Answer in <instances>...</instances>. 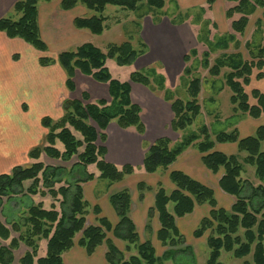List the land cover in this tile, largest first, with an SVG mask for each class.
<instances>
[{
	"label": "trees",
	"instance_id": "1",
	"mask_svg": "<svg viewBox=\"0 0 264 264\" xmlns=\"http://www.w3.org/2000/svg\"><path fill=\"white\" fill-rule=\"evenodd\" d=\"M51 1H18L13 11L20 15L19 19H0V32L10 39L23 40L39 52H47L48 46L40 34L38 10L41 3ZM212 1L209 0V4ZM230 1L238 4L227 12L228 19L241 15L238 20L232 21L235 33H245L249 16L257 8L263 9L264 18V0ZM143 2L155 10H162L166 4L165 0H62L61 8L70 11L77 5H83L95 12L92 17L75 19L74 26L78 30L99 36L105 30L106 18L103 13L108 5L136 11ZM261 23L258 22L259 28ZM234 40L232 35L223 37L214 48L225 50ZM146 51L147 47L143 42L141 48L136 49L129 39L121 44L109 45L107 52L92 43H85L74 51L60 53L56 59L40 58L41 66L59 64L66 73V87L71 92L76 89L74 79L77 71L99 83L107 84L110 102H93L85 92L81 99H66L62 104L64 115L61 119H42V126L48 133L43 144L29 153L34 163L28 167L17 166L9 174L0 175V208L5 205L4 200L8 202L17 196L48 194L54 201H59V207L53 204L51 210L44 209L42 203L32 204L28 208L24 224L16 221L4 224L0 221V238L5 241L11 238L9 245L0 248V264H13L14 253L20 249L21 244L28 250L20 258L19 264H65L63 255L74 247V239L78 234H81L79 246L84 248L88 255H93L99 247L106 246V264H163L166 261H175L178 255L191 251V248L185 246L177 219L191 215L197 206L203 205H208L211 210L208 217L201 220L195 237L200 238L207 231H212L208 238L211 249L208 264H221L219 258L222 249L233 252L236 258L247 257L253 252V262L244 264H264V186L254 187L241 178L243 164L238 156H227L215 151L216 143H236L239 153L246 154L244 164L254 166L257 178L264 184V125L260 126L253 136L241 139L237 129L214 133L207 125L202 124L197 131L183 135L181 141L174 146H171L169 139L162 138L149 147L143 163L146 173L155 174L161 169L168 170L187 149L195 147L202 154L203 164L209 171L214 174L224 171L219 183L220 188L236 199L230 211L219 208L212 188L181 171H172L169 178L175 189L169 193L163 185L158 184L155 190V205L148 212L147 230H150V221L155 214L159 217L160 229L157 239L167 249L162 257L157 256L150 240L141 242L130 217L132 199L128 190L110 196L111 206L119 218L115 227L106 218H100L99 207L94 208L99 225L87 226L89 204L82 185L94 179V175L88 172V167L95 165L100 173L99 178L110 185L119 183L134 173L132 166L119 169L106 161V131L109 125L115 122L121 129L136 128L140 134L144 133L141 109L131 98V84H141L152 89L149 73L152 70V73L156 74L154 68H150L147 71L149 73L135 71L131 74L129 82H121L113 78L106 66L107 60L114 59L120 67L131 66ZM210 52L203 55L202 64L206 68L210 67ZM196 53L192 50L187 54L185 62L188 64L190 56ZM250 56L256 62L245 61L239 53L222 54L210 67L209 73L212 77H218L222 69L229 68L230 72L224 78L233 93L230 101L235 112L258 119L264 114V94L260 89H253L251 94L256 103L252 105L246 88L251 83L253 70L256 68L261 71L264 67V44L256 50H250ZM191 75L192 70L187 66L184 77ZM256 78L260 81L264 74L260 72ZM158 80V89L164 91V98L171 103L174 114L171 129L177 133L184 132L201 116L203 109L199 97L202 80H190L188 101L173 98L165 90L163 76ZM58 143L63 146V151L57 147ZM43 155L63 162H71L74 158H77V161L67 170L65 166L46 165L41 161ZM26 182H31V185L25 187ZM150 189L145 183L138 185L141 200ZM58 197H61L60 200ZM171 203L174 204L173 212L168 209ZM240 230H244L243 235L239 234ZM108 232L118 241L127 242L126 250L134 246L138 256H132L130 261H126L122 251L107 238ZM13 234L19 236L13 237ZM41 240H47V252L44 257H39Z\"/></svg>",
	"mask_w": 264,
	"mask_h": 264
},
{
	"label": "crops",
	"instance_id": "2",
	"mask_svg": "<svg viewBox=\"0 0 264 264\" xmlns=\"http://www.w3.org/2000/svg\"><path fill=\"white\" fill-rule=\"evenodd\" d=\"M18 1L21 0H0V19L4 17H10L13 20L19 19L20 15L13 11V7ZM61 1L52 0L51 2L41 3L39 5L40 34L48 46L47 52H39L23 40L10 39L4 33L0 32V175L9 174L14 167H28L34 163L30 159L29 153L33 148L43 144L45 136L48 133L47 129L42 126V119L45 117H50L55 121L60 119L63 115V109L59 105H62L66 99H81L82 94L85 92L93 102L99 100L110 102L107 84L99 83L92 77L85 76L77 71L74 79L76 89L74 92H71L66 87V73L59 64L41 66L39 63L42 55L49 54L50 58L56 59L60 53L74 51L85 43L95 45L96 40L102 37L75 28V18L88 17L90 14L85 7L79 5L71 11H64L61 8ZM165 1V7H168L169 5L167 6V4H170L169 7L178 8L179 15L189 14L195 11L201 14V20L199 22L190 19L192 15H190V18L186 16L187 20L184 19L183 22L174 21L173 18L167 15L158 21L151 20L147 17L139 27L140 40L147 47V51L139 60L137 59V70L156 67L158 73L164 75L166 86L168 80H179L184 75L187 67L185 57L190 51H197L195 49L197 46L195 44L193 45V40L197 42V37L201 34L203 27V25H200L202 22L205 25H209V31L214 27L218 31L217 35H221L222 38L232 35L238 40L239 38L235 35L237 33L232 29V21L238 20L241 15H234L233 19H228L227 12L238 4L230 0H213L211 4H209V0ZM111 9L118 13V15L122 13L115 7ZM256 12L257 10L249 16L248 25ZM193 19H195L194 16ZM259 21L257 20L256 24ZM108 23L107 19L106 24ZM258 28L257 31H260ZM254 34L255 32L252 31L251 36ZM252 38H248V44L252 41ZM200 42L205 44L204 40ZM256 46H259V44L251 45L250 50H254ZM250 50L247 53L249 56ZM242 57L245 61L247 60L245 55ZM251 61L256 62L253 58ZM138 64L140 67H138ZM254 71L256 70L254 69ZM262 72L264 74V69ZM58 76L62 79L61 83L58 82ZM254 80L259 81L256 77ZM120 81L129 82V80ZM260 81H264V78ZM253 82L252 80L251 85ZM59 89H65L69 95L66 97H61V95L60 98ZM166 90L169 91L168 86H166ZM262 93L264 94V89ZM131 98L133 103L137 104L141 109V121L144 126V133L140 134L136 128L124 130L116 123H111L106 131L107 140L104 146L107 150L105 156L107 162L119 169L125 166H132L134 167V173L125 177L123 181L110 185L107 181L104 182L105 180L99 178L100 173L95 165L88 167V172L94 175V179L82 185L85 199L89 204L87 221L89 220L91 222L89 224L87 223V226L99 225L98 217L94 213V208L99 207L101 210L100 218H106L115 227L119 222V218L111 206L110 196L120 191L128 190L132 199L130 217L140 236V232L145 228L147 229L148 214L147 219L143 220L142 216H138L135 212V196L140 194L138 185L145 183L149 187H152L153 185L150 180L155 177L158 179L154 187L162 184L165 189L168 190L170 188L174 190L175 187L169 178L172 171H181L192 179L211 187L215 192V197L219 205L220 201L224 200V195H227L221 190L219 185L224 171H219L217 174L209 171L203 164L202 154L195 147L187 149L168 170L161 169L155 174L146 173L143 163L149 147L162 138L169 139L171 146H174L181 141L183 135L182 132L177 133L171 129L174 114L171 103L164 98L163 93H155L149 87L132 83ZM238 117L240 118L231 127L230 131L237 129L241 139L253 136L256 130L264 125V114L258 119H253L248 115ZM57 147L61 149L62 145L58 143ZM215 151L228 156L240 154V156L245 157L243 156L244 153H239L236 143H216ZM47 165L55 166V163H48ZM164 177H167L168 183L163 181ZM216 177L218 180H215ZM30 185L31 182L25 183V187H29ZM99 186L101 187V191L97 194ZM34 200L42 203L44 199L41 200V198L35 196ZM146 200L145 197L141 200L143 204L139 206L142 210L146 207ZM12 201L6 202L3 207L6 204L9 205V203L13 204ZM197 207L203 208L204 205ZM197 207L192 215L197 213ZM109 240L113 241L117 246V239L112 237ZM103 246L106 247L105 245ZM103 246L99 247L93 255H88L86 252V254L81 255L88 258L95 257L94 259L97 257V259L101 260L99 251ZM20 250L21 247L18 251ZM73 250L74 247L63 255L65 264H69V252L72 253ZM81 250L85 251L84 249ZM46 252L47 240H43L40 243L39 257H44ZM81 258L83 257H80L78 260H81ZM16 261L17 258L15 256L13 264ZM104 261L106 264L105 256ZM77 262L75 261V264Z\"/></svg>",
	"mask_w": 264,
	"mask_h": 264
},
{
	"label": "rangeland",
	"instance_id": "3",
	"mask_svg": "<svg viewBox=\"0 0 264 264\" xmlns=\"http://www.w3.org/2000/svg\"><path fill=\"white\" fill-rule=\"evenodd\" d=\"M170 6V4H167V6ZM77 5L76 7H78ZM83 6V5H81ZM164 7L162 10H155L147 6L146 2H143L140 4V7L136 11H130L125 8L119 7V6H114V5H108L106 7L109 8L105 9L103 15L106 18V22L108 19V24L105 22V30L103 32L102 36L96 40L95 46L104 52H107V48L111 44H121L123 42L128 41L129 39L132 40V44L136 49L141 48L142 40H140L139 36V27L141 26L143 20L145 18H150L151 20H161L163 16H170V18H173L174 21H181L187 20L186 16L191 18L195 22H199L201 20V14L199 12H191L189 14H184V15H179V9L175 7ZM75 7V8H76ZM85 7V6H83ZM112 7H115L116 9L120 10L122 12L121 14L118 15V13L112 11ZM73 8V9H75ZM72 9V10H73ZM85 9H87L85 7ZM88 10V9H87ZM71 11V10H70ZM90 14L88 17H92L95 15V12L90 11ZM262 8H257V12L252 18L250 24L247 26L245 33L242 35H237L238 40H235L230 42L228 44V47L224 50L223 48H214V46L221 40V35H217L218 31L212 27V30L209 31V25H205L204 22H202L203 25L201 34L197 37V42L193 40V45L195 44L197 47L195 48L197 53L195 55L190 56V61L188 62L187 66L191 68L192 70V75L189 77H184V75L181 77V79H176V80H168L166 82V86H168V92L170 95L174 98L182 99L183 101H188L190 99L189 93H188V86L189 82L193 78H200L202 80V90L201 94L199 97L200 104L202 106V113L201 116L194 122L192 126L187 128L184 132H182V135L191 133L192 131H197L198 128L202 124H207L209 128L215 133L218 131H230L231 127L236 123L238 120V116H244L240 112H235L234 106L232 105L230 98L232 96V91L231 89L227 86L226 81H225V75L230 72V69L225 67L222 69L220 75L218 77H212L209 73V69L211 66L214 65L215 60L219 58L222 54H232V53H239L240 55L244 56L247 59L246 61H251L252 56L250 57L247 55L248 50H250L251 45H258L262 46L264 44V18H262ZM193 16L195 19H193ZM88 17H77V18H88ZM5 18V17H4ZM75 18V19H77ZM2 19V18H1ZM260 20L262 23L260 25V28L257 27L256 21ZM75 21V20H74ZM138 23V24H137ZM108 25V26H106ZM107 27H111L110 31L109 28L106 30ZM257 28L260 31H257ZM252 31L255 32L254 35L251 36ZM232 32V31H231ZM233 34V32H232ZM253 37L252 41L248 44V38ZM202 40L205 41V44L203 42H200ZM209 39H211V44ZM247 40V41H246ZM207 41V43H206ZM209 41V42H208ZM210 44V45H209ZM242 44V45H241ZM94 45V44H93ZM207 45V46H206ZM259 46H256L254 50H256ZM80 47V46H79ZM211 51L210 53V64L209 68H206L202 64L203 60V55L205 52ZM191 52V51H190ZM189 52V54H190ZM49 57V54L42 55V57ZM53 59V58H52ZM139 60V59H138ZM138 60L136 62H138ZM135 64L127 67H120L117 65L114 59H108L107 60V67L112 74V76L116 79H120L122 81H127L130 80V76L132 73L135 71H141L145 73L147 72L150 68H143L142 70L138 69L137 70V65ZM141 64V63H140ZM138 67L139 64H138ZM160 67V66H157ZM156 70V74L152 73V70L149 73L150 80L152 82V91L155 93H163L164 91L159 90L158 84H159V78L160 76L164 75L162 73H158L157 68L154 67ZM264 69V67H263ZM263 69L260 71L259 69H256V71L253 72V76L251 77V81L253 80V84L250 85L246 88L247 93L250 94V103L253 105L256 103V100L253 98L251 91L253 89H260L259 91L262 92L264 89V81H256L254 80L256 77V74L260 73L263 71ZM154 71V70H153ZM263 73V72H262ZM165 78V77H164ZM58 82H62V79L60 76H58ZM165 86V83H164ZM165 86V90H166ZM63 91V92H62ZM79 94V93H78ZM62 95V96H61ZM69 95L65 89H59V97H66ZM60 97V98H61ZM27 106V105H26ZM63 105H59V107H62ZM28 107V106H27ZM64 115V113H63ZM62 115V117H63ZM60 117V119L62 118ZM46 118V117H45ZM50 118V117H49ZM218 118V119H217ZM54 120V119H53ZM59 120V119H58ZM115 123V122H112ZM77 137L80 138V135L77 134ZM58 145V144H57ZM63 148V146H62ZM60 149L63 151V149ZM224 154V153H223ZM226 155V154H225ZM228 156V155H227ZM230 156H238L239 161L243 164V172L241 173V178L244 181L250 182L254 187H257L259 185H263L262 182L257 178L256 176V168L251 165H246L244 164L243 160L246 157V154H243L242 157L240 154L238 155H230ZM43 160L46 163H55V166H65L67 170L73 166V164L77 161V158H74L71 162H63L61 160H55V159H50L47 156L43 155ZM69 166V167H68ZM15 168V167H14ZM95 168V167H94ZM223 172V170H221ZM165 175V174H164ZM220 177V175H219ZM158 178H153L150 180L152 182V187H150V190H147L144 195V197L147 199L146 200V207L142 210L139 205H142L143 203L140 200V194L136 195L135 193V208H136V214L138 216H142L143 220L147 219V214L148 211L154 207L155 205V198H156V187H154L156 181ZM215 180H218L216 177ZM163 181L165 183H168L167 177L163 178ZM106 182V181H104ZM162 185V184H161ZM102 186V184H101ZM59 187V186H57ZM209 187V186H208ZM100 186L97 189V194L100 193ZM211 188V187H210ZM167 190V189H166ZM46 191V190H45ZM168 192H172L170 188L167 190ZM47 192V191H46ZM225 193V192H224ZM226 194V193H225ZM37 198H41L43 200V208L47 210H51V206L54 204L57 208L59 207V201H54V199L50 195H40L37 194L35 195ZM35 196H17L13 198L12 203L13 204H6L3 209L0 208V221L3 222L4 224L9 223V222H19L20 224H24V218L27 217V212L28 208L32 205H38L39 202L34 200ZM60 200L61 197H58ZM15 200V201H14ZM217 201V200H216ZM236 199L233 196L230 195H224V200H221L218 207L222 208L226 211H230L233 205L235 204ZM6 203V200H4V204ZM218 203V202H217ZM138 206V208H137ZM173 207L174 204L171 203L168 206V209L170 212H173ZM2 210V211H1ZM142 210V211H141ZM200 210V211H199ZM211 208L208 205H204L203 208L197 207V213L188 215L184 218L177 219V225L179 230L184 236L185 240V246H188L191 248V251H188L186 253H182L177 256L175 261H166L163 264H208V260L210 258L211 254V249L208 245V238L212 235V231L209 230L207 231L202 237L197 238L195 237V231L198 229L199 224L201 220L204 217H208L209 212ZM91 220V217H90ZM91 221H87L89 224ZM149 224V221H148ZM150 230H147L146 228L140 232V240L141 242H145L147 240H150L156 250L157 256L162 257V255L165 253L167 250L165 247L162 246V244L158 241L157 239V233L160 229V223H159V217L158 214H155V216L152 218L150 221ZM240 235L244 234V230H240L239 232ZM18 234H13V237H18ZM107 237L109 239H112V234L110 232L107 233ZM243 237V236H242ZM81 239V234H78L76 238L74 239V250L73 252H69V264H75V261H78L76 264H105L104 261V256L106 254V247L103 246L102 249H100L99 253L101 255V260L94 259L95 257H86L82 256L81 254H86V251H83L81 249V246H79V240ZM43 241V240H41ZM39 242V251H40V243ZM11 242V238L9 240H2L0 238V248L2 246H7ZM117 248L122 251L124 259L126 261H130L132 256H138V251L134 246L131 247L130 250H126L127 242H120L117 241ZM255 245L253 246L254 250ZM183 248V247H182ZM27 247L24 244H21V250L16 251L14 253V259L15 256L17 258V261L15 264H19L20 258L26 253ZM85 250V249H84ZM79 252V253H77ZM86 252V253H85ZM80 257L81 260H78ZM219 262L221 264H244L245 262H253V252L244 258H236L233 252H228L224 249L221 250V256L219 258ZM145 264V263H143Z\"/></svg>",
	"mask_w": 264,
	"mask_h": 264
}]
</instances>
